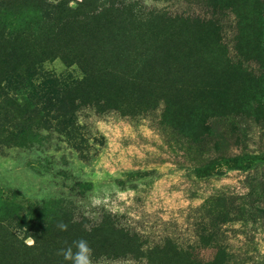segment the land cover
<instances>
[{
  "label": "rangeland",
  "instance_id": "obj_1",
  "mask_svg": "<svg viewBox=\"0 0 264 264\" xmlns=\"http://www.w3.org/2000/svg\"><path fill=\"white\" fill-rule=\"evenodd\" d=\"M3 1L13 15L0 26V264H71L57 255L63 211L84 229L115 214L135 235L123 254L82 236L93 264H173L145 250L196 253L174 264L222 250L236 256L226 264H264V0H95L90 19L81 0H66L75 11L64 17L60 0ZM114 8L127 28L169 15L170 59L151 82L127 64L101 91L72 45L91 40L86 22H117ZM52 78L83 84L47 88L50 100L14 94Z\"/></svg>",
  "mask_w": 264,
  "mask_h": 264
},
{
  "label": "trees",
  "instance_id": "obj_2",
  "mask_svg": "<svg viewBox=\"0 0 264 264\" xmlns=\"http://www.w3.org/2000/svg\"><path fill=\"white\" fill-rule=\"evenodd\" d=\"M94 2L95 0H81L80 3L77 4L78 6L85 7V11H89L90 16H86L89 19L91 18L92 11L90 8L86 7H90ZM67 3L66 0H60L57 3V7L65 5L67 13H61L63 12V9L61 8L60 13L62 14V17L70 16L69 13L75 11V8H70ZM92 7H94V5ZM113 10V18L118 19L117 22H120V24L115 22L105 27L102 25L92 26L89 22H86L88 27L85 33L91 40H86L78 44L73 42L72 45L73 49L78 50L80 47L84 48L83 53L78 55L76 61L80 63L84 75H87L88 79H93L94 85L99 87L101 91L107 89L105 86L108 83L113 85L115 78H120L117 75L122 73L123 67H126L127 64L137 67L142 73L143 80L145 82H151L148 77L155 75L161 69L165 70L170 59V46L164 37L165 31L167 28H170L169 15L160 12L151 13L148 15V18L142 22L138 19L136 21V24H138L137 26L132 28L131 26H128L127 28L125 24H121L122 20L125 22L126 19L124 13H122V8H114ZM125 13L127 14V12ZM11 15H13V12L5 6V1H0V26L2 25L1 23H4ZM70 23L73 26V22ZM40 52L49 53V49H41ZM38 56L39 54L37 53L30 54V57L35 61ZM82 82L83 81L65 84L63 80L60 81L57 78H52L45 79L39 84L33 85L29 81L25 90H15L14 94L22 99H26L25 96L36 90L38 93L46 92L47 98L50 100L53 98L52 94L54 91H47V88L51 89L53 87L56 89V87H58V89H61L62 87H65L70 91L79 87L83 84ZM2 89L3 86H0V90ZM43 96L44 95H42V97ZM43 101H46V99ZM25 103L26 101L21 103L20 105L22 107L20 108L23 109L24 106H26ZM48 109H54L57 111L61 108L60 106L50 103ZM48 111L44 115H47ZM56 118H58V115H54L53 119ZM61 215L63 217L62 221L68 224V230L64 231V233L66 235V240L70 243L74 240L71 239L69 235H72L76 239L85 236L87 240H95L93 244L96 245V249H102L104 247L107 249H113V251L119 249L118 253L123 254L125 253L124 247H126L130 241L136 240L135 235L130 236L124 228L115 227L117 224L114 223L116 217L115 214L105 212V215H102L105 217H99L98 221L94 222V225L91 224L85 229L82 227L83 222L80 221L83 218L78 216L71 217L67 211L61 212ZM81 227L83 229H80ZM139 254L140 256L148 257L149 259L155 256H167L173 259V264L176 262V259H192L196 256V253H193V255L192 252L183 253L174 251L173 253H170L167 252V250H155L154 252L151 250H145L142 252L140 251ZM222 256L225 257V260L222 259ZM235 257L236 256L232 255L230 252H224L223 250L222 252L215 251L211 258L204 260V262L205 264H226L227 261H230ZM223 261H225V263H223Z\"/></svg>",
  "mask_w": 264,
  "mask_h": 264
},
{
  "label": "clouds",
  "instance_id": "obj_3",
  "mask_svg": "<svg viewBox=\"0 0 264 264\" xmlns=\"http://www.w3.org/2000/svg\"><path fill=\"white\" fill-rule=\"evenodd\" d=\"M52 2H56V0H52ZM96 203H99V201H96ZM57 228L60 231H67L68 224L60 221L57 224ZM25 243L30 247L35 246L36 239L29 237ZM65 244L67 246L59 249L57 252V255H62L65 261H70L71 264H93L92 257L94 250L86 239L80 238L72 241L71 244H67V241H65Z\"/></svg>",
  "mask_w": 264,
  "mask_h": 264
}]
</instances>
